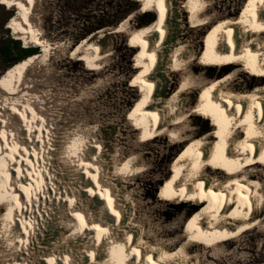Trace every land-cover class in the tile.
I'll return each instance as SVG.
<instances>
[{
  "label": "bare ground",
  "instance_id": "1",
  "mask_svg": "<svg viewBox=\"0 0 264 264\" xmlns=\"http://www.w3.org/2000/svg\"><path fill=\"white\" fill-rule=\"evenodd\" d=\"M8 1L21 8L17 28L36 41V0ZM143 1L138 13L156 18L133 29L132 14L109 30L129 31L140 52L136 86L144 96L129 121L141 123V138L147 142L167 133L173 142L187 143L175 174L160 191L165 199L196 207L190 217L181 218L190 233L145 237L135 216L136 189H130V181L147 170L142 150L126 158L118 149L106 151L95 127L60 128L51 124L43 100L35 105L32 99L39 96L30 92L39 76L33 71L52 62L58 45L51 43L7 82L0 80V213L3 207L8 211L1 217L0 241L10 252L4 264H199L191 252L194 243L206 242L216 250L259 223L264 0H252L240 17L227 19L210 14L212 0ZM207 26L213 30L201 54L188 32ZM107 33L94 32L72 54L87 68H99L110 53ZM201 59L208 68H198ZM213 69L219 72L213 75ZM199 117L212 119L213 129L201 134L192 123ZM59 167L74 177L66 192L61 191ZM175 228L180 230L169 231Z\"/></svg>",
  "mask_w": 264,
  "mask_h": 264
},
{
  "label": "rangeland",
  "instance_id": "2",
  "mask_svg": "<svg viewBox=\"0 0 264 264\" xmlns=\"http://www.w3.org/2000/svg\"><path fill=\"white\" fill-rule=\"evenodd\" d=\"M99 1L104 6H109L107 0ZM115 1H123L127 4L126 7H120L121 12H126L123 20L132 14L134 15L130 28L138 29L156 18L152 14L138 13L144 5L143 0ZM251 1L212 0L210 14L222 19H227L229 16L240 17ZM36 2L37 5L33 11V23L35 26L34 34L38 41L36 39L33 41V39L22 35L15 25V16L20 13L21 8L15 2L0 0V51L9 39H21L24 47L37 48L39 53L32 55V58L40 54L45 46L51 43L58 45L52 62L49 65L39 67L40 71L39 68L33 71L34 74L36 73L35 75L39 76L37 85L31 89L34 92H30V94L33 93L32 96H39L37 100H35L36 98L32 99L35 105L37 103L39 105V101L43 100L45 114L49 118L51 117V124H57L60 128L66 127L68 129L78 125L93 129L95 127L94 131L96 134L98 133V138L105 140L104 142L108 146L105 147L106 151L111 147L113 153L119 150V154L121 153L123 156L120 155L126 158L130 156L133 150H142L147 161V170L130 181V189H136L134 193L135 197L137 196L135 216L144 226L145 237L165 239L177 237L181 235L182 231L190 233V226L186 224L184 226L181 218L190 217L196 207L190 206V203L182 204L165 199L160 191V187L163 186L164 188L175 174L177 158L187 143L173 142L167 133L158 136L153 142H147L141 138V123L136 122L133 125L134 122L129 121L130 113L144 96L141 89L136 86L141 74L140 52L139 49H135L130 32L112 33L109 30L117 29L121 23L117 27L102 29L108 32L106 38L109 41L107 40L105 47L106 52L110 53L102 61L99 68L89 69L84 62L77 60L78 56L72 54L73 49L85 40L81 41L86 35L83 22L72 14L71 9L64 3L65 0H36ZM108 6H106L107 9L111 11L112 9ZM7 11H14L15 15L7 21L5 26H2L7 17ZM88 11L85 10V13ZM215 12L216 14H213ZM91 14L92 16L99 15L100 11L98 8H94V12ZM207 27L208 29L199 28L198 31L191 30L188 32V37L190 36L191 41L193 40L192 43H195V46L199 45L201 54L204 52L205 37H208L213 30L211 26ZM30 58L28 59L30 60ZM13 59L0 56V80L4 83L23 62L28 60L19 62L15 66H19L17 69H11L5 73L11 67L10 63ZM203 61L201 59L198 62V68L204 70L209 66ZM219 71L213 69L212 73L215 75ZM246 76L248 77V75H245V79ZM179 79L180 74L175 77V82ZM194 95L196 96V92ZM22 96L23 94H20L16 97ZM209 122L213 123V120H203L199 117L192 123L202 134L213 129ZM57 131L63 133V130L58 129ZM136 144L141 146L137 148ZM56 165L59 166V164ZM61 170L62 167H59L57 172L60 173L59 175L65 183L61 182V191L66 192L72 186L69 183L74 177L66 176L69 173L67 171V173L65 171L62 173ZM257 173L264 190V170H259ZM7 213L8 211L3 207V211L0 213L1 223L4 222L3 218ZM2 216L4 217L1 218ZM257 218L259 223L256 226L225 241V244L219 246L218 249L208 248L206 242L199 244L196 242L193 244L194 247L191 252L199 256V264H264V198ZM172 227H180V230L177 231L175 228L169 231ZM5 246L0 241V250L3 252L0 253L2 264L6 263L8 254H10Z\"/></svg>",
  "mask_w": 264,
  "mask_h": 264
},
{
  "label": "trees",
  "instance_id": "3",
  "mask_svg": "<svg viewBox=\"0 0 264 264\" xmlns=\"http://www.w3.org/2000/svg\"><path fill=\"white\" fill-rule=\"evenodd\" d=\"M109 2L108 10L106 6L100 3L98 0H65V4L68 5V8L71 9L72 14L75 15L79 20L83 22L86 35L81 39H85L91 33H94L98 30H102L110 27H117L126 16V12H121L120 7H126L127 4L123 1L107 0ZM115 3V4H114ZM138 4V3H137ZM121 7V8H123ZM94 8H98L100 11L99 15L92 16L91 12H94ZM85 10H89L85 13ZM7 17L4 20L2 26L7 24V21L11 19L14 15V11H7ZM17 16V14H16ZM15 16V17H16ZM15 19V18H14ZM39 53L37 48L24 47L20 40L9 39L1 47L0 56L3 58H14L12 63H10V68L5 71L15 70L18 67H15L19 62L25 61L30 58L32 55ZM32 58V57H31ZM30 58V59H31ZM29 60V59H28ZM27 60V61H28ZM26 62V61H25ZM24 63V62H23ZM15 67V68H14Z\"/></svg>",
  "mask_w": 264,
  "mask_h": 264
}]
</instances>
